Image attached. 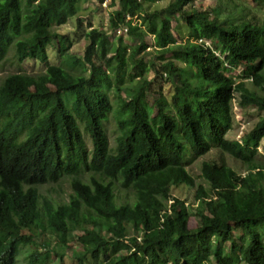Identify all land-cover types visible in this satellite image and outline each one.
<instances>
[{
  "label": "trees",
  "instance_id": "trees-1",
  "mask_svg": "<svg viewBox=\"0 0 264 264\" xmlns=\"http://www.w3.org/2000/svg\"><path fill=\"white\" fill-rule=\"evenodd\" d=\"M96 1L101 6L115 0ZM118 1L110 29L126 16H138L145 28L128 55L120 45L110 56L108 34L89 24L83 56L88 76L71 78L49 64L41 74H11L0 84V264H18L20 247L40 230L56 245L44 243V251L32 253L25 264L60 256L81 225L75 264L88 257L101 264H264V167L254 159L264 119L240 141L226 139L235 95L240 106L264 111V16L222 20L212 9L194 7L193 0H172L161 11L146 13L142 1ZM76 14L77 0H0V63L12 45L17 62L46 63L54 39L64 55L71 41L52 27ZM173 21L188 29L185 41L174 37ZM145 35L153 37L155 52L165 61L163 76L173 87L171 103L157 94L154 116L146 102L151 83L143 75L156 67L138 57L148 47ZM97 56L102 66L96 65ZM130 61L139 83L121 103L126 118L118 123L110 152L103 127L112 112L106 89L119 91ZM225 65L245 66L251 84L236 83ZM185 67L195 73L194 82ZM213 145L248 169L241 176L223 159L204 161L201 175L208 188H196V206L188 209L171 191L195 186L183 166L185 152L201 157ZM61 180L72 193L67 203L55 205L40 189ZM116 186L119 193L129 190L130 200L118 203ZM192 216L196 225L190 229ZM235 231L246 239L242 256L233 248L225 251Z\"/></svg>",
  "mask_w": 264,
  "mask_h": 264
},
{
  "label": "rangeland",
  "instance_id": "rangeland-1",
  "mask_svg": "<svg viewBox=\"0 0 264 264\" xmlns=\"http://www.w3.org/2000/svg\"><path fill=\"white\" fill-rule=\"evenodd\" d=\"M143 2V12L152 13L154 11H161L172 0H162V1H149V0H139ZM192 4L196 8L202 10L212 9L216 11L222 20H234L239 21L242 19H250L252 17L259 19L264 16V3L255 0H193ZM25 5V1H23ZM191 5V4H190ZM190 5L186 9L190 8ZM121 8V5L118 0H115L114 3L106 2L99 6L96 0H77V14L74 17H70L66 24L62 26H53L52 31L57 36L67 37L71 41V46L68 48L67 52L64 55H61L58 50L57 40L54 39L50 46L47 48L48 61L46 63H40L33 60H25L22 63L17 62L14 55V45L10 46L5 59L0 63V84L8 75L11 74H28V75H37L45 71L46 67L50 65H55L61 69V72L71 78L86 77L89 74V69L83 61L84 51L88 44V41L85 37V34L89 31V24H91L96 29H101L106 31L109 37L110 42V56L114 53L115 49L118 46H122L126 49V54L128 55L129 50L137 45L141 39L138 38L140 31H143L145 28L140 25L132 26V30L128 34L123 36L114 35L110 29V19L115 13ZM136 18L139 20L138 16ZM77 19H80L82 22V29L78 28ZM135 19V18H134ZM173 35L175 38L185 41L188 36V29L186 26L179 21L172 22ZM144 36L147 38L148 46L150 50L146 53L140 54L138 57L143 59V62L148 65L151 61H154L156 68H149V70L143 75V77L151 83V93L146 96L147 105L153 109V116L156 114V110L153 106V101L157 98V94L161 93L164 97L168 99L171 103V96L173 94V87L167 81V78L163 76V63L158 58V55L155 52V47L153 44L152 36ZM210 42H206L209 44ZM169 59V55L165 57V60ZM96 65L102 66L101 59L97 56L95 58ZM133 61L128 63L126 68V73L124 74V82L120 85L119 91L108 88L106 93L110 102L112 104V112L108 115L106 121L103 122V127L106 132L110 152H115L116 148V138L120 134L118 123L120 120L125 119L126 115H122L120 111L121 103L124 99H127L128 96L132 95L138 86L139 78L135 76L133 70ZM104 68V67H103ZM157 72L162 75L159 76ZM224 72L227 76L232 77L236 83L244 82L247 85L251 84L252 73L245 67L239 66L235 69H230L225 65ZM264 72V69H263ZM185 76L191 81H195V73L190 71L187 67L184 69ZM112 76V75H111ZM113 77V76H112ZM68 95L63 94V98H66ZM264 119V111L258 110L256 107L247 106L242 107L238 102V95H235V98L232 103V111L230 118L226 121L228 125V132L226 134V139L229 141H240L241 136L245 133L251 131L256 124ZM80 129L83 133V138L85 140L86 146L90 151L92 149L91 140L88 134L84 131V127L80 124ZM221 159L232 168L236 173L241 176L246 174L248 166L242 162L235 161L229 155L220 154L217 147L213 145L210 151L201 157H196L189 150H186L183 160V166L188 172L189 175L194 179L195 186L187 187L185 185H178L172 188V194L181 199L186 203L188 209L190 206H196L194 201L196 188L201 185L204 188H208L206 182H204L201 175V165L204 161H215L219 162ZM254 159L259 162L264 167V138L260 142L257 154L254 156ZM40 191L52 202L57 204L67 203L69 196L72 191L69 187L67 180H61L58 184H49L45 187H42ZM115 192L118 194L117 200L118 203H125L130 200V192L121 191L124 193H119L118 186H116ZM196 220L192 216L189 219L188 226L190 229L195 228ZM80 228H84L81 225L77 231L73 234L72 239L68 248L63 250L58 255H51L48 260L43 264H75L79 254L80 245L77 242V237L83 233L80 231ZM23 234L29 235L30 232L24 231ZM34 240L29 245L21 246L19 249V254L17 257L18 264H25L29 256L34 252H43L46 247L44 243L50 241L54 245L55 239L46 231H36L33 234ZM234 239L231 242L225 244V251L228 252L233 248L237 253L242 256V246L245 244L246 239L242 236L239 231L233 233ZM56 247V246H55ZM56 250L59 251V248L56 247ZM85 264H101L100 261H93L91 258H86ZM208 264H215L214 260H210ZM239 264H245L241 262Z\"/></svg>",
  "mask_w": 264,
  "mask_h": 264
},
{
  "label": "built area",
  "instance_id": "built-area-1",
  "mask_svg": "<svg viewBox=\"0 0 264 264\" xmlns=\"http://www.w3.org/2000/svg\"><path fill=\"white\" fill-rule=\"evenodd\" d=\"M105 3L106 2H104L103 4H105ZM134 25H138L140 27V20H138L136 18V16L135 17L126 16L125 19H124V22L122 24H120L117 28H115V29H113L111 31H112V33L114 35L123 36V35L128 34L130 27H132ZM152 39H153V37H152ZM146 50L149 51L150 47L148 46Z\"/></svg>",
  "mask_w": 264,
  "mask_h": 264
},
{
  "label": "clouds",
  "instance_id": "clouds-1",
  "mask_svg": "<svg viewBox=\"0 0 264 264\" xmlns=\"http://www.w3.org/2000/svg\"><path fill=\"white\" fill-rule=\"evenodd\" d=\"M138 240V239H137ZM138 241H140V240H138Z\"/></svg>",
  "mask_w": 264,
  "mask_h": 264
}]
</instances>
